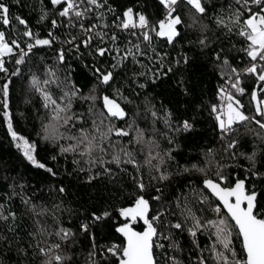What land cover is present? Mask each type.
<instances>
[{"label": "snow or ice", "instance_id": "obj_1", "mask_svg": "<svg viewBox=\"0 0 264 264\" xmlns=\"http://www.w3.org/2000/svg\"><path fill=\"white\" fill-rule=\"evenodd\" d=\"M16 2L19 3L20 0H16ZM50 3L53 8L60 6L58 15L67 21L63 24V27L69 30V35L65 40L60 41V37L51 30L48 32L47 38H40L37 33L29 28L27 21L20 16H16L15 19L25 28L22 35L29 41L26 43V49H22L20 42L16 39L9 42L5 32L0 31V73L9 75V79L0 86V95H2L0 103L3 106L2 115L7 123L8 133L16 142V147L22 152L23 157L34 167L45 169L55 176L56 173L52 168L46 167L45 164L37 160V144L30 142L13 130L12 119L8 111L10 83L11 77L20 74V68L17 67L16 71L9 74L3 57L16 54L14 49L19 50L18 58L15 59V64L19 66L25 63L26 58L34 48L51 47L57 41L69 46L71 50L79 52L81 45L85 49H90L94 40L114 45L119 37L115 32L109 33L107 31L109 25L103 22L104 12L101 10L107 7L108 11H113L108 5V0H50ZM159 4L165 9V15L155 24H152L143 13L134 12L131 7L126 8L122 16L116 17V21L119 23L114 21L113 26L117 29L141 30L139 33L131 32V35L136 36L140 42L134 44L130 42L131 47L126 48L123 52L118 47L115 48L116 55L113 56V60L116 62L111 64L108 69L86 65L93 75V82L87 93H84L79 86L70 81L68 78L70 73L64 80H61L58 69L54 67L45 69L46 77L43 80L34 75L29 82L31 89L39 93L43 107L48 113L47 121L41 122L42 139L58 145L60 154L87 157L85 162L90 165L88 183L102 176H107L112 180L119 172L127 173V168L124 167L126 165H131L137 171V175L132 178L136 191L131 194V206L116 209L119 216L124 220V223L118 224L115 228L116 233L123 237L122 244L113 243L104 247L96 242L95 230L102 227L103 222L111 217L112 214L108 211L99 214L93 212L88 217L87 222L80 224L79 232L83 233L90 241L91 250L88 253L86 264H109V256L115 258L116 264H160L156 258L157 250H164L166 246L159 241H168L167 248L169 250L172 252L179 251L180 244L174 239L173 231H184L189 220L192 221V226L187 228V232L193 238L194 245L199 247L195 240L198 232L208 229L210 230L208 234L214 237L212 247L209 249L214 264H264V211L261 209L260 193L255 191L254 186L250 190L246 185L248 176L257 179L264 178V173H261L257 168V158L264 153V148L257 146L250 152H237L236 150L242 141L232 138L240 126H245L248 127L246 135L255 134L261 145H264V97L260 96V93H264V0H235L237 7L232 10L228 22L220 15L215 18L217 27L225 28L229 35L233 34V26H238L234 34L242 38L244 44L240 51L244 52L249 61L242 69L232 65L223 48L216 50L215 40L220 38L219 35L214 38L209 36L211 29L203 22V18L208 13L211 0H159ZM181 5L188 8L187 15L190 23L186 25L184 24V17L180 14ZM90 14L94 15L97 22L86 25L85 21L89 19ZM11 19L9 7L0 2V23L9 27L11 26ZM46 19L47 13H43L39 22ZM230 24L232 26H229ZM181 25L198 33L192 43L198 46L202 52H211V58L223 81V84L217 89V98L220 103L212 104L210 107V114L215 120L214 130L221 141L222 150L229 158H242L247 160L250 165L246 168L248 175L245 179H236L231 186H223L228 177L223 174L224 165L222 164L217 166L218 181L212 179L203 181L204 188L219 201V205L214 208L218 218L206 222L196 218L191 207L187 205L183 207L181 212L183 221L176 220L174 222L175 212L166 206L167 201L161 187H156L155 192L157 194L152 195L150 199L147 198L149 185L144 183V173L141 171L142 168H147L149 173L154 171L156 174L150 175V180L156 181L157 184L169 181L171 176L166 171L165 165L167 161H175L173 152L176 149H167L161 156L159 152L160 143L156 139L155 123L162 118L165 127L170 132L179 134L193 131L194 121L183 119L174 126V117L169 110H165L164 116L160 117L153 103V97H144L141 102L144 110L141 111V103H137L136 99L140 93L137 92L135 97H130L123 94L120 86L114 87L116 81L114 70L122 67L124 62L129 59L140 64L141 61L137 57H148L149 60L155 57V62L159 63L160 68L163 69L164 57L167 54L156 52L153 39L155 37L166 41L169 46H174L177 39L183 35L179 28ZM58 27H61V24L53 19L51 28L57 29ZM72 28L78 29L75 35L71 34ZM144 45L148 46V50L145 49ZM149 50L153 53V57H149ZM111 51L113 49L109 47H97L94 53L90 52L89 54L104 57ZM57 62L59 65L67 62L64 47L57 50ZM180 63V60L176 61V64ZM183 63L185 65L189 63V58L186 55L183 57ZM172 71L173 68L169 66L166 72L159 70L153 72L152 83L154 84L161 76H167ZM146 75L147 73H133L136 78L130 83L144 89L147 85L140 83L139 77ZM244 76L253 77L254 82L258 85V87L253 88L250 96V102L255 108V116L246 114L245 105L240 99L246 91L242 87ZM52 85L62 89L59 98L54 97L49 90ZM178 86L187 94L183 80L178 81ZM109 90H112L111 94H109ZM74 99H79L88 104L87 121L84 119V114L78 115L73 110ZM130 113H132L131 122H129ZM146 114H150L153 119L151 134L137 124V121L145 117ZM256 117H260V119ZM114 121L123 122L126 127H120ZM251 124H255L261 132H256L255 129L249 127ZM133 132L135 136L132 135ZM161 135L167 137V133ZM129 137L132 139L124 144L123 140ZM62 140L67 141V143L61 144L60 141ZM168 143L175 144V140L168 139ZM109 151L113 154L111 161L107 163L102 157H95L97 152L108 154ZM140 156H143V164L140 162ZM204 156L214 159L215 152L209 148L205 151ZM52 159L55 160L56 157L53 156ZM153 161H157V163L154 164ZM74 162L80 163L78 160ZM210 163V160H206V167L210 166ZM107 164H114L116 171L108 167ZM96 167L101 168L102 171L92 172L91 169ZM193 170L206 172L205 167H199L197 164H193L191 168L183 167L185 173ZM65 191L64 187L59 188L60 193L63 194ZM207 199L206 196L202 197L201 203ZM152 201L160 204V207L155 210V214H153ZM23 203L26 206H31L30 210L35 212L36 206L30 199H25ZM220 205L226 211L227 218L219 215L222 212ZM56 207L59 208V206ZM176 207H181L179 202H177ZM3 208V204H0V223L6 226L0 232V244L10 246L9 236L18 235L16 213L5 212ZM46 211L36 213V215H44ZM137 221H143V231L134 229L133 225ZM37 224V231L29 234L33 239L36 238L37 232L43 234L46 231L39 221ZM55 235L60 238L62 244H51L46 247L37 244L35 246L39 256L43 258L41 264H76L72 252H66L64 249L67 247L72 248L73 252L75 251V245L78 243L77 234L71 228L61 226L55 230ZM234 235L239 238L241 244L239 252L233 247ZM18 254L26 256L28 254L27 248L18 247ZM208 260V257L201 255L197 257L196 264H208ZM164 264H181V262L175 255L168 256L165 252Z\"/></svg>", "mask_w": 264, "mask_h": 264}, {"label": "trees", "instance_id": "obj_2", "mask_svg": "<svg viewBox=\"0 0 264 264\" xmlns=\"http://www.w3.org/2000/svg\"><path fill=\"white\" fill-rule=\"evenodd\" d=\"M5 3L10 10L11 26L5 27L0 23V31H4L7 40L10 42L16 39L20 42L21 48L26 49V43L29 42L26 37H23L24 26L20 25L15 19L20 16L27 21L29 28L34 33H37L40 38H47L48 32L54 31L55 35L60 37V41L65 40L69 35V30L63 27L67 23L65 18L58 15L60 6L53 8L50 0H0ZM108 5L113 11H108L107 7L102 9L104 12V21L109 25L107 31L115 32L119 39L116 43H101L99 40H94L90 49H85L80 46L79 52L71 50L69 46L60 41L54 42L51 47H37L29 53L24 64L17 66L15 59L18 58L19 50H15L16 54L5 56V66L8 73L16 71L20 68V74L11 77L10 94H9V115L12 119L13 130L25 137L30 142L37 144L36 158L40 163H43L48 168H52L56 173L53 176L45 169L36 168L31 165L22 155V152L17 149L14 142L8 133L7 123L2 115L3 106L0 103V204H3L5 212L12 211L16 213V225L18 235L9 236L11 241L8 244H0V264H41L43 259L38 254V249L35 247L39 244L41 247H46L51 244L63 243L59 237L55 235V230L58 227L71 228L77 234L78 243L75 245V251L72 248H65L66 252H72L73 259L76 264H86L88 253L91 250L89 239L79 232L81 223L87 222L88 217L93 212L99 214L103 211H108L112 215L109 219L103 222L102 227H98L96 232V242L104 247L110 246L113 243L122 244L123 237L116 233L115 228L118 224L124 223L123 218L116 211L119 207L131 206V194L136 191L133 183V176L137 175V171L131 165H126L127 173L119 172L116 177L110 180L107 176L99 177L88 183L90 174V165L85 161L87 157H80L74 154H60L59 146L51 141L42 139V121H47L48 113L43 107V101L39 95L30 87L32 76H37L43 80L46 77L45 69L54 67L58 69V75L61 80L70 73L71 82L79 86L84 93H87L92 82L93 75L89 71V67L95 66L102 69H108L111 64L116 61L113 56L116 55L115 48H119L121 52L126 48L131 47V44L140 42L136 36L131 35V30H119L113 26L117 16H122L123 11L131 7L134 12L143 13L152 24H155L162 18L165 13L163 6L159 4V0H108ZM232 6L231 8L229 6ZM237 7L235 0H211V6L208 9L207 15L203 18V22L211 29L209 36L214 38L219 35V39L215 40V48L224 49L228 55L230 62L237 68H244L248 63V58L244 52L240 51L244 42L242 38L235 35V30L238 26H233V34H228L223 27L218 28L215 23L217 15L223 16L226 22L229 21L232 10ZM188 8L184 5L180 6V14L184 17V24L190 23L187 15ZM47 13V19L39 22L40 16ZM56 19L61 27L57 29L51 28V21ZM94 15L89 16L85 24L95 23ZM119 23V21H116ZM229 26H232L231 24ZM183 33L177 39L174 46L167 45V42L158 38L153 39V45L156 52L167 55L164 57V67L160 68V64L155 62L153 53L149 50L148 57H137L141 61L136 64L129 59L124 62V65L115 69L116 81L115 86H120L124 95L135 97V93H140L137 103H141L145 96L153 97L156 111L160 117L164 116L165 110H169L174 117V126L183 119L194 121V129L189 133L175 134L170 132L161 118L156 121L155 128L157 129L156 139L160 143L159 152L163 156L165 150L175 148L173 152L175 161H167L165 165L166 171L170 174L169 181L163 184H157L156 181L150 180V175H155L153 171L149 173L147 168H142L144 173V183L149 185L147 198L157 194L156 187H161L166 206L175 212L174 222L176 220L183 221L181 212L183 207L187 205L191 207L196 218L203 221L215 220L216 212L214 208L219 205V202L203 187L202 182L205 179H213L218 181L216 175L218 164L224 165L223 174L228 177V180L223 186H231L236 179H245L248 175L246 168L250 167L249 162L245 159H231L225 155L222 150L221 141L216 133L215 120L210 114V107L218 101L217 89L223 84L221 76L216 70L215 63L211 58V52H202L198 46L192 43L196 39L198 33L192 29L185 28L184 25L179 26ZM139 33L141 30H135ZM78 32L77 28L71 29V34L75 35ZM61 47L65 48L67 62L59 65L57 62V50ZM97 47H109L113 51L109 52L104 57L89 54L95 51ZM148 50V46L144 45ZM189 58V63H183V57ZM180 60V64L176 61ZM89 66V67H86ZM171 66L173 71L167 76H161L156 82L152 83L153 72L159 70L166 72ZM133 73H147L146 76H140L139 82L147 85L146 88L140 89L136 84L130 83L136 77ZM9 79V75L0 73V86ZM184 81V87L187 88V94L178 86V81ZM242 87L245 88V95L240 97L245 105V112L250 116H255V108L250 102V96L253 88L258 87L251 76H244L242 79ZM54 97L59 98L62 89L52 85L49 89ZM112 90H109L111 94ZM264 97V93H260ZM2 101V95H0ZM123 103V102H122ZM129 107H132L129 105ZM73 110L79 115L84 114V119L87 121L88 104L83 103L79 99L73 100ZM141 111L143 104L141 103ZM131 122L132 113L129 114ZM260 119V117H256ZM91 123L90 121L88 122ZM120 127H126V124L120 121H114ZM140 128L145 129L149 134L152 132L153 119L150 114L140 118L137 121ZM256 132H261L255 124L249 125ZM63 131V129H62ZM248 127L240 126L238 132L232 137L242 141L237 152H250L254 147L261 145L260 140L253 135H246ZM167 133V137L161 135ZM135 136V133L132 134ZM118 139V138H114ZM132 137L125 138L124 144H127ZM168 139H174L175 144H169ZM61 144H66L67 141H60ZM133 147H135L133 145ZM213 149L215 158L204 156L207 149ZM112 152L103 154L97 152L96 158L102 157L105 162L111 161ZM155 154V153H153ZM56 159L53 160L52 157ZM143 164V156L139 157ZM80 161L79 164L74 161ZM165 160L167 158L165 157ZM206 160H210V166L206 167ZM157 163V161H153ZM193 164L199 167H205L206 172L191 171L185 173L183 167L191 168ZM108 167L116 171L114 164H107ZM257 168L261 173H264V153L257 158ZM83 169V170H82ZM92 172H100L101 168L96 167L91 169ZM247 187L251 190L254 186L255 191L260 193L259 200L261 209L264 211V178H255L248 176L246 180ZM64 187L65 192H59V188ZM208 199L201 203L202 197ZM11 197V199H9ZM30 199L36 206L35 212L30 210L31 206H26L23 201ZM179 202L181 207L177 208ZM152 207L155 210L160 207L156 201H152ZM56 206H59L57 208ZM221 207V206H220ZM222 209V207H221ZM47 210L44 215H36V213ZM220 215L227 218V214L222 209ZM43 225L46 231L41 234L37 232L36 238L33 239L29 234L37 231L38 224ZM192 226V221L189 220L184 231H173L174 239L180 244V250L172 252L181 262V264H196L198 256L208 257V264H214L211 260V252L214 237L208 233L206 229L198 232L195 238L197 247L193 244V238L188 234L187 228ZM6 226L0 223V232ZM136 231H142L143 225L137 221L133 225ZM7 235V233H5ZM17 241L19 242L17 244ZM167 242L166 245H168ZM32 245V247H29ZM19 248H27L28 254H18ZM233 247L239 252L241 244L239 238L234 235ZM203 250V251H201ZM157 260L162 264L161 257L157 254ZM109 264H116L114 257H108Z\"/></svg>", "mask_w": 264, "mask_h": 264}, {"label": "built area", "instance_id": "obj_3", "mask_svg": "<svg viewBox=\"0 0 264 264\" xmlns=\"http://www.w3.org/2000/svg\"><path fill=\"white\" fill-rule=\"evenodd\" d=\"M164 15H165V13H164ZM164 15L162 16V18L164 17ZM161 18V19H162ZM129 30H131V31H135V30H140V29H135V30H132V29H129ZM3 59H4V57H3ZM220 103V101L218 100L215 104H219ZM221 214V213H220ZM219 214V215H220ZM216 217H218V214H216ZM160 243H164L165 244V249L164 250H157V254L161 257V260H162V264H164V262H165V252H167V255L168 256H172V255H174L173 253H170L169 252V249L167 248V242L168 241H164V240H161V241H159Z\"/></svg>", "mask_w": 264, "mask_h": 264}, {"label": "water", "instance_id": "obj_4", "mask_svg": "<svg viewBox=\"0 0 264 264\" xmlns=\"http://www.w3.org/2000/svg\"><path fill=\"white\" fill-rule=\"evenodd\" d=\"M209 179V178H208ZM213 180V179H212ZM213 181H215V180H213ZM235 183V182H234ZM233 183V184H234ZM202 185H203V187H204V184H203V182H202ZM207 190V189H206ZM208 191V190H207ZM209 192V191H208ZM210 193V192H209ZM211 194V193H210ZM215 198V197H214ZM216 199V198H215ZM218 201V200H217ZM219 202V201H218ZM221 207H222V209H223V206L222 205H220ZM225 211V210H224ZM225 213H226V211H225ZM227 214V213H226ZM141 223H142V225H143V221H140ZM143 227H144V225H143ZM143 230H144V228H143ZM142 230V231H143Z\"/></svg>", "mask_w": 264, "mask_h": 264}]
</instances>
